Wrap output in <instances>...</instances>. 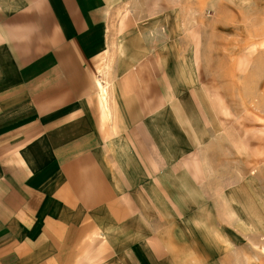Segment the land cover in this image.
Here are the masks:
<instances>
[{
  "label": "crops",
  "instance_id": "obj_1",
  "mask_svg": "<svg viewBox=\"0 0 264 264\" xmlns=\"http://www.w3.org/2000/svg\"><path fill=\"white\" fill-rule=\"evenodd\" d=\"M126 2L0 0V264H191L227 205L264 221L241 157L210 154L189 55L113 29Z\"/></svg>",
  "mask_w": 264,
  "mask_h": 264
},
{
  "label": "rangeland",
  "instance_id": "obj_2",
  "mask_svg": "<svg viewBox=\"0 0 264 264\" xmlns=\"http://www.w3.org/2000/svg\"><path fill=\"white\" fill-rule=\"evenodd\" d=\"M128 17L129 22L148 24L144 36L149 47L172 50L176 44L189 55L194 68L189 81L200 92L195 96L201 122L212 134L210 154L241 157L235 170L242 177V214L264 219V0H127L113 14V29ZM225 209L223 229L208 221V252L187 260L264 264V221H232V205ZM218 230H224L225 239L216 238Z\"/></svg>",
  "mask_w": 264,
  "mask_h": 264
}]
</instances>
